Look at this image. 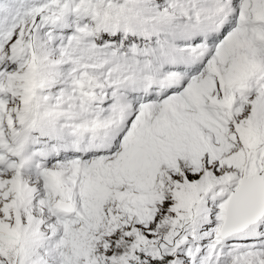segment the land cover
<instances>
[{
	"label": "snow or ice",
	"instance_id": "6c2138e0",
	"mask_svg": "<svg viewBox=\"0 0 264 264\" xmlns=\"http://www.w3.org/2000/svg\"><path fill=\"white\" fill-rule=\"evenodd\" d=\"M0 264H264V0H0Z\"/></svg>",
	"mask_w": 264,
	"mask_h": 264
}]
</instances>
